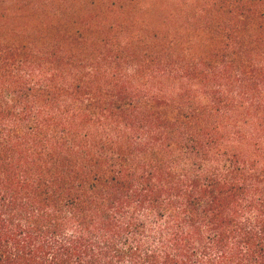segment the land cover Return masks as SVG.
Masks as SVG:
<instances>
[{"label": "trees", "instance_id": "obj_1", "mask_svg": "<svg viewBox=\"0 0 264 264\" xmlns=\"http://www.w3.org/2000/svg\"><path fill=\"white\" fill-rule=\"evenodd\" d=\"M0 264H264V0H0Z\"/></svg>", "mask_w": 264, "mask_h": 264}]
</instances>
